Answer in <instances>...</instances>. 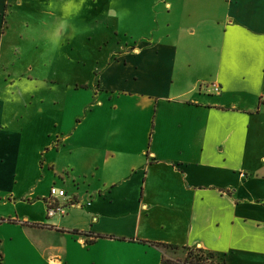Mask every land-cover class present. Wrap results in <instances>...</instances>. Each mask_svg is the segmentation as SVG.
I'll return each instance as SVG.
<instances>
[{
	"label": "crops",
	"instance_id": "1",
	"mask_svg": "<svg viewBox=\"0 0 264 264\" xmlns=\"http://www.w3.org/2000/svg\"><path fill=\"white\" fill-rule=\"evenodd\" d=\"M25 1L0 0V85L1 68L9 57V12L13 2L19 9ZM31 1L29 11L46 1L43 9L51 17L56 16L57 1L63 2ZM110 1L115 17L129 21V30L120 31L131 35L135 75L124 80L132 81L129 87L119 82L105 90L118 102L110 114L112 132L121 139L103 143L102 133L82 136L94 149L81 178L92 175L99 182L88 186L90 200H80L75 176L59 174L53 162L38 160L33 164L37 182L17 197L18 175L8 172L14 170L13 161L24 157L20 138L25 128L15 133L13 152L0 149V187L6 192L2 207L13 204L19 211L28 206L33 215L32 209L50 197V188L41 191L40 181L53 172V182L59 178L67 199L82 205L69 209H86L95 223L89 230L64 229L54 223L69 211L49 219L42 206L37 219L14 216L16 223L9 224L85 237V245L86 239L92 244L104 239L134 246L139 249L134 254L137 264H184L186 249L216 254L215 264H264V0ZM216 16L221 21L218 44L211 37ZM206 24H212L208 36ZM200 36L202 58L195 55ZM211 84L221 92L214 93ZM4 109L0 94V145L9 132ZM41 151L34 152V159ZM120 158L129 163L116 167ZM108 164L110 176L104 178ZM103 221L130 227L105 230ZM49 259L64 264L60 255ZM13 261L23 264L24 258L17 253ZM0 264H7L1 246Z\"/></svg>",
	"mask_w": 264,
	"mask_h": 264
},
{
	"label": "rangeland",
	"instance_id": "2",
	"mask_svg": "<svg viewBox=\"0 0 264 264\" xmlns=\"http://www.w3.org/2000/svg\"><path fill=\"white\" fill-rule=\"evenodd\" d=\"M63 2L57 1L55 17L44 12L46 1H40L35 11H29L31 0H26L24 7L19 9L13 2L14 8L10 9L7 19L6 43L9 46V57L8 63L1 68L0 94L5 104L3 120L8 124L9 132L2 137L4 142L0 149L6 147L13 152L15 133L25 128L20 138L24 157L19 156L13 161L10 167L14 170L8 172L11 173L10 176L14 171L18 175L14 187L17 197L24 195L28 184L37 182L38 173L33 170V164L38 160L40 163L53 162L59 174L64 172V176L66 173L75 176L80 183V200H90L87 194L88 186L96 187L99 182L93 179L92 175L86 180L81 178L94 149L86 146L82 136L99 132L102 133L100 140L103 143L121 139L117 133L112 132L113 116L110 114L118 102L115 96L105 90L107 87H117L119 82L127 88L132 81L127 84L124 80L134 78L135 60L132 55L131 35L120 31V28L129 30V21L115 17L110 0H86L78 15L70 14L68 17L64 15L63 6L69 3V0ZM110 9L112 15H109ZM66 18L70 25L75 24L78 28L87 30L71 41L64 36L60 45L53 47L49 40L50 33ZM220 24L221 21L216 16V27L211 29V37L216 44L221 36ZM211 25L206 24L203 28L206 36ZM203 40V36L198 38L200 49L195 52L196 57L202 58L205 55L201 47ZM33 80H43L45 87L21 93L23 82ZM104 84L106 87H103ZM9 88L18 96V100L6 103V90ZM118 105L121 107V103ZM106 129H110L109 132L105 133ZM96 142L97 135L93 139L95 145ZM40 150L42 151L39 153V159H34V152L37 154ZM101 158L99 156L97 160ZM128 163V159L120 158L115 162V166L122 167ZM46 168L48 170L49 166ZM110 168L108 164L103 170L104 178L110 176ZM53 177V172L43 177L44 180L40 181L41 191L50 188L48 191L51 193L52 188H64L59 178L54 183ZM1 188L2 186L0 246L7 264H17L13 261V255L17 253L24 258L23 264H51L49 258L52 255H60L64 264H137L134 254L139 249L133 248L134 246L123 243L114 245L104 239L94 244L86 239L85 242L88 243L85 245L82 243L85 237L81 239L80 236L9 224L14 216H20L22 220L25 217L37 219L42 214V206L48 217L47 206L42 203V206L33 208V215L28 206L25 209L20 208L19 211L13 204L11 207H2L6 192ZM74 193L73 191L72 194ZM35 202L39 203L38 200ZM103 210L106 212L107 207ZM68 211L69 215L59 220L61 224L58 225V220L54 224L68 230H89L95 223L91 221L92 217L86 209L72 208ZM122 224L102 222L105 230L123 232L129 229V223ZM68 254L71 258L64 259ZM185 254L188 256L189 251H184Z\"/></svg>",
	"mask_w": 264,
	"mask_h": 264
},
{
	"label": "clouds",
	"instance_id": "3",
	"mask_svg": "<svg viewBox=\"0 0 264 264\" xmlns=\"http://www.w3.org/2000/svg\"><path fill=\"white\" fill-rule=\"evenodd\" d=\"M85 2H86V0H78V2H76V0H69V3H67L63 6V11H64L65 17H68L70 14H77L78 15L79 12L83 9ZM48 7L52 8L53 4L49 3ZM112 14H113V12L110 9L109 15H112ZM85 30H87V29L78 28L75 24L70 25L69 20L66 18L60 22L58 27H55L51 31L50 36H49V40H50L53 47H58L64 36H66L67 39L69 41H71V40L75 39L78 35L82 34V31H85ZM18 84H19V82H18ZM23 85L24 86L21 87V93L32 92V91L38 90L39 88L45 87V83L43 80L24 81ZM6 92L8 93V95L5 99L6 103H8L10 101L18 100V96L14 95L12 93L11 88L7 89Z\"/></svg>",
	"mask_w": 264,
	"mask_h": 264
},
{
	"label": "built area",
	"instance_id": "4",
	"mask_svg": "<svg viewBox=\"0 0 264 264\" xmlns=\"http://www.w3.org/2000/svg\"><path fill=\"white\" fill-rule=\"evenodd\" d=\"M210 89L214 93H220L221 89L216 84H211ZM67 192L64 189H56L52 188L50 197L48 200H46V206H47V213L48 218L52 219L56 216H64L67 214L68 209L73 206H79L82 207L81 204L74 202L73 200L70 201L67 199Z\"/></svg>",
	"mask_w": 264,
	"mask_h": 264
},
{
	"label": "trees",
	"instance_id": "5",
	"mask_svg": "<svg viewBox=\"0 0 264 264\" xmlns=\"http://www.w3.org/2000/svg\"><path fill=\"white\" fill-rule=\"evenodd\" d=\"M9 223H16V221L10 220ZM104 236L98 235L96 238H103ZM91 244L93 241H90ZM189 254L184 261V264H215L218 260V256L211 252H205L201 249H186Z\"/></svg>",
	"mask_w": 264,
	"mask_h": 264
}]
</instances>
